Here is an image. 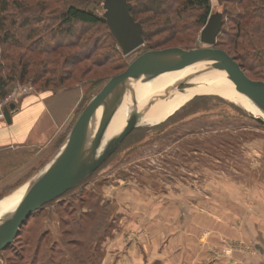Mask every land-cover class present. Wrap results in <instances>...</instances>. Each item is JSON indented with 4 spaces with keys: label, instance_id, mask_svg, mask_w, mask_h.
Returning <instances> with one entry per match:
<instances>
[{
    "label": "rangeland",
    "instance_id": "1",
    "mask_svg": "<svg viewBox=\"0 0 264 264\" xmlns=\"http://www.w3.org/2000/svg\"><path fill=\"white\" fill-rule=\"evenodd\" d=\"M62 1L98 15L102 12L95 0H44L43 9L37 7V0H26L31 9L19 15L41 16L35 34L39 37L47 24L57 23ZM131 1L146 39L128 55L114 54V40L99 25L75 24L71 36L47 37L52 42L73 41L85 31L89 42L84 49L60 48L48 60L57 75L72 68L74 77L66 83L83 86L84 96H92L123 70L122 64L144 51L205 46L199 41L203 24L197 8L184 7L182 0ZM209 1L210 13H223L215 47L245 53L239 42H230L237 32L239 0ZM93 43L99 46L95 50L99 60L87 58ZM42 53L30 55L31 60L37 64L45 56ZM70 53L79 61L63 65ZM105 58V64L97 63ZM246 69L250 78L264 80ZM81 73L83 80L78 82L74 78ZM46 74L40 82L52 75ZM29 80L19 84L32 85L33 93L61 89L43 88L36 78ZM17 84L11 83L7 94ZM180 88L177 92L193 95L172 97L173 93L159 99L144 116L147 123L133 128L87 178L33 211L19 234L0 250V264H264V125L249 117L264 120V115L237 106L205 83H184ZM78 108L76 114L82 103ZM161 115H165L162 120L151 123ZM59 145L47 153L37 148L32 157L40 156L38 162L3 187L0 198L30 184Z\"/></svg>",
    "mask_w": 264,
    "mask_h": 264
},
{
    "label": "water",
    "instance_id": "2",
    "mask_svg": "<svg viewBox=\"0 0 264 264\" xmlns=\"http://www.w3.org/2000/svg\"><path fill=\"white\" fill-rule=\"evenodd\" d=\"M96 4L101 5L102 12L99 16L107 24L123 55L131 53L143 44L142 25L133 18L130 12L132 4L128 0H102ZM221 26L222 13H210L199 34V41L205 46H171L144 51L131 60L121 72L101 85L83 106L63 142L44 169L29 184L17 206L0 217V250L13 241L20 226L33 211L87 178L111 155L125 136L139 125L140 119L153 104L162 97L169 96L172 91L181 89L180 86L186 79L196 73L191 72L173 86L151 96L142 108H138L132 100V88L138 81L151 78L169 63L191 61L199 67L225 72L233 80L235 89L264 114V80L250 78L230 54L214 46ZM126 96L132 100L131 111L121 129L104 141L107 126ZM13 110L14 102H9L3 107L7 123L10 122ZM253 118L264 125L261 117Z\"/></svg>",
    "mask_w": 264,
    "mask_h": 264
},
{
    "label": "trees",
    "instance_id": "3",
    "mask_svg": "<svg viewBox=\"0 0 264 264\" xmlns=\"http://www.w3.org/2000/svg\"><path fill=\"white\" fill-rule=\"evenodd\" d=\"M37 1V7L43 9L46 6L44 0ZM101 1L102 0H95V2ZM128 1L132 4L130 12L133 18L139 21L142 25L141 34L145 40L143 22L136 17L134 3L131 0ZM182 4L184 7H194L201 11L199 17L200 23L203 25L205 24L208 15L210 14L209 0H182ZM62 5V7L59 6V8H61L58 15L55 17V21L57 22L55 26H53L52 23L47 24V26L43 29L44 34L42 36L35 37V34L40 31L37 29V26L39 25L38 22L41 21V19H39L41 16L37 15L33 16L34 18H29L28 16L22 17L19 15V13H26L29 9H31L30 4L26 2V0H0V99L6 96L11 83H22L26 82L28 79L32 80L34 78L39 81V79L43 78L46 73V75H52L45 77L41 82L39 81V85L43 88H45V86L52 88H58L60 86L61 88H70L76 86L67 85L66 83L70 78L74 77L70 73V71H73L72 68L70 70H66L65 72L60 71L57 75L56 72H53L50 69L48 64V60L51 62V55L55 54L57 49L73 48L72 51H74L76 49L82 50L86 47L84 45L89 42V39L87 40V38H84L83 35L85 34V31L80 35H76L73 41L69 40L63 42L62 40H57V42H52V38L73 35L75 24H83L87 27L97 25L103 27L108 32L109 36L114 40V47L112 48L114 54L118 51L122 54L116 40L109 31L107 24L97 13L93 11L90 12L86 8L76 6L74 3H68L66 1H62ZM238 5L240 7V13L234 22L237 32L235 33V37H233L230 42L234 45L239 42V44L243 47V50H245V53L231 54L227 49L223 48V50L230 54L239 63L245 73V70H247L246 68H249L251 71H254L256 75L261 74L264 79V0H239ZM48 35H53L51 41L47 39V37H49ZM219 37L220 31L216 37V44L218 43L217 41ZM216 44L214 46H216ZM15 48L20 49V51L15 52ZM98 48V44L93 43L91 51L87 52V58L99 60L97 59V53L95 52ZM41 53L45 56L39 60L40 62L36 64L33 60H31L30 55ZM47 54H50V59L46 56ZM67 55L68 56H65L61 62L63 65L69 64V62L73 64L79 61L73 58L71 53ZM101 60L103 61L97 63L105 64L107 58ZM247 61H249L248 64ZM38 64L40 66L39 69ZM122 67L124 69L126 65L122 64ZM255 68L257 70H255ZM62 73L64 75H62ZM82 76V73L79 76L76 74L74 79L78 82L80 80L82 81ZM31 80L29 81L32 82ZM89 96L91 97V95L83 96L81 100L82 108L89 100ZM79 112L76 114L75 118ZM249 117L255 120L251 115H249ZM64 138L65 135L61 136L56 143V146L61 144ZM18 234L19 233H17L16 236Z\"/></svg>",
    "mask_w": 264,
    "mask_h": 264
},
{
    "label": "crops",
    "instance_id": "4",
    "mask_svg": "<svg viewBox=\"0 0 264 264\" xmlns=\"http://www.w3.org/2000/svg\"><path fill=\"white\" fill-rule=\"evenodd\" d=\"M83 96V86L76 85L53 91L40 90L13 100L15 110L10 114V122L0 119V190L11 185L15 178H21L38 162L40 156L32 157L37 148H43L44 153L56 148L59 138L66 136L71 128ZM28 186L29 182L11 192ZM180 220L183 221L182 218ZM168 224L172 226L173 223ZM165 232L163 241L167 242L171 232L169 228ZM142 246L143 249L146 247L144 242ZM147 246L149 252L150 243Z\"/></svg>",
    "mask_w": 264,
    "mask_h": 264
},
{
    "label": "bare ground",
    "instance_id": "5",
    "mask_svg": "<svg viewBox=\"0 0 264 264\" xmlns=\"http://www.w3.org/2000/svg\"><path fill=\"white\" fill-rule=\"evenodd\" d=\"M203 67H199V65L194 64V62L191 61L171 62L151 78L145 81H138L131 90L133 98L132 100L134 103H136L138 108H142L149 101L151 96L157 94L158 92L164 91L166 87L174 85L182 78L187 77L191 72L196 71L193 76H190V78L186 79L185 83H205L213 87L215 92L219 93L237 106L249 111H259V109L245 95L235 89L233 80L228 77L225 72L209 67ZM177 91L178 90H174L171 92V94L175 93L172 97H176L177 95H193L188 94V92L186 94V92ZM172 97L168 98L166 101L167 108ZM132 100L126 96L124 101L117 108L105 131L104 141L108 140L112 135L116 134L121 129L127 115L131 111L130 103ZM152 106L146 111L144 116L148 113ZM166 113L167 110L165 115ZM260 113L264 115L262 112ZM165 115H161L160 117L152 120L151 123L162 120ZM144 116L140 119L138 123L139 125H145L147 123V121L143 120ZM25 189L26 187H23L5 195L0 199V217L12 211L17 206L22 195L25 193L24 192L22 194Z\"/></svg>",
    "mask_w": 264,
    "mask_h": 264
},
{
    "label": "built area",
    "instance_id": "6",
    "mask_svg": "<svg viewBox=\"0 0 264 264\" xmlns=\"http://www.w3.org/2000/svg\"><path fill=\"white\" fill-rule=\"evenodd\" d=\"M35 88L28 84H17L9 94H7L4 98L0 99V119H4V112L3 107L7 105L9 102H12V100H15L17 97L35 92Z\"/></svg>",
    "mask_w": 264,
    "mask_h": 264
}]
</instances>
